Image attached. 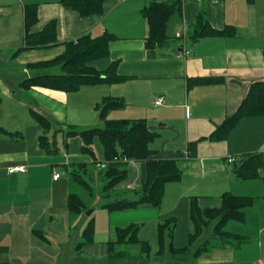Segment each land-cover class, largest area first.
<instances>
[{
    "label": "crops",
    "instance_id": "obj_1",
    "mask_svg": "<svg viewBox=\"0 0 264 264\" xmlns=\"http://www.w3.org/2000/svg\"><path fill=\"white\" fill-rule=\"evenodd\" d=\"M149 1L105 0L102 15L80 17L77 12L63 8L57 0H0L1 17L4 14L10 16L7 7L11 4L19 8L22 30L25 4L39 5L38 23L32 32L41 31L49 21L56 20L58 43L51 47H57V52L61 49L62 53L64 43L83 34L94 37L109 32L117 37L109 46V55L93 65L103 71L117 62L116 73L125 77L124 81L83 86L73 93H61V98L58 96L60 92L26 91L33 100L41 103H37L33 110L50 121H53L51 116L54 117L55 112L57 117L54 120H58V124L72 121L73 124L67 126L77 128L79 122H84V114L88 116L103 98H122L125 107L111 110L107 119L145 120L148 128L159 134L151 144L156 151L154 158L175 160L182 173L180 181L166 184L159 208L139 206L141 211L152 213L151 225L153 223L156 228V240L158 223L174 217L176 224L171 242L175 248L188 245L193 233L189 219L191 197L197 198L201 209L219 208L223 193L251 197L253 203L245 209L244 221H230L224 227L236 237L222 247V241L216 240V248L194 257L196 249L211 237V226L192 247L187 262L264 264V170L260 173L263 178L238 181L232 172V163L227 161L235 158L236 162L246 153L264 156V119L239 120L224 141H200L195 157L189 156L187 149L188 144L209 136L237 110L253 82L264 81V0H182L180 15L168 25L170 42L156 49L151 58L147 56L144 43L148 34L147 22L140 14ZM200 12L212 27L231 26L235 35L206 37L193 43L188 34ZM22 40L23 34L21 41L6 49L17 50L22 47ZM184 44L191 49L192 55L178 59L176 54ZM35 62L40 61L31 63ZM24 74L28 75L27 70ZM209 77L224 78V81L214 85L192 84L195 79ZM20 81L17 80L16 84ZM159 98L162 102L155 105ZM69 103L73 117L78 121L69 117ZM30 114L32 116L31 111ZM33 125L26 128V136L17 127L7 129L0 125V264H65L59 249L63 237L61 217L67 211V205L62 207L61 198L65 193L68 197V178L64 185L61 175L57 180L53 179L60 173L61 161L56 163L54 158H49L53 153L39 149L36 142L39 127L37 123ZM2 130L16 132L20 137L10 138ZM73 160L67 156L64 169L69 163L87 162L75 161L76 157ZM15 166H25L26 172L9 173L8 169ZM125 167L127 179L119 185L125 184V188L117 189L118 186L116 190L139 188L144 181V165L127 162ZM204 235L206 239L203 240ZM96 236L94 233L95 239ZM95 239L83 247L84 257L105 256L106 243L114 241L115 234L113 240ZM82 263L87 262L81 260Z\"/></svg>",
    "mask_w": 264,
    "mask_h": 264
},
{
    "label": "trees",
    "instance_id": "obj_2",
    "mask_svg": "<svg viewBox=\"0 0 264 264\" xmlns=\"http://www.w3.org/2000/svg\"><path fill=\"white\" fill-rule=\"evenodd\" d=\"M66 9L79 14L80 17L102 15L105 0H57ZM182 0H151L141 10L140 14L147 22L148 34L145 38L147 56L153 57L154 51L165 47L170 42L167 33L170 21L180 15ZM38 4H25L23 9V40L22 47L13 53L16 58L23 51L49 48L57 45V21H49L41 31L32 32L38 23ZM235 29L231 26L222 29L212 27L203 12L197 14L192 24L188 38L193 43L201 38L220 36L232 37ZM117 40L114 34L104 32L99 36L83 34L75 40L64 43V51L53 59L28 63L26 75L18 84L20 90H48L60 93H73L83 86L111 84L124 81L126 78L117 75V62L110 64L105 70L99 71L94 63L109 55V46ZM224 81V78H198L192 81L194 85H214ZM125 107L122 98L105 97L95 105L99 118L103 121L101 128L78 130L75 126L54 128L53 123L44 115L31 109L32 116L41 131L37 139L38 147L45 153L58 152L56 136L63 135V141L68 147V139L78 136L81 154L88 156L90 162H73L66 165L68 178L67 216L69 227L78 223L84 212L91 209L97 198V180L103 182L102 198L107 200L100 206L109 212L135 209L141 205L154 208L161 206L165 186L170 182L180 181L182 173L175 160L154 158L156 153L151 144L158 138V133L148 128L143 119H107L111 110ZM259 117L264 119V81L253 82L245 98L237 110L227 116L222 124L207 137L201 138L187 146L189 156H196L197 144L200 141H224L236 123L245 118ZM64 125V124H63ZM54 129L51 137L48 133ZM66 130V131H65ZM10 138L17 139L20 135L2 130ZM98 141L103 150V159L95 156L94 143ZM127 162H140L144 165V181L134 190H116L127 179ZM101 165L104 168H101ZM232 172L238 181H250L260 177L264 170V156L259 153L242 154L232 163ZM97 171V174L95 173ZM221 206L217 209H201L197 198L189 199V219L193 225V233L189 236L188 245L175 248L171 242L176 219L170 217L157 225V256L169 253L175 261L169 264H188L187 256L203 234L211 226V237L208 238L194 253V257L216 248V240H221L220 246L229 244L235 238L226 232L225 225L230 221L243 222L245 209L252 205L253 198L223 193L220 196ZM93 220L83 229L82 238L76 248V255L82 253L86 245L94 242ZM140 224L131 223L125 227L115 228V240L106 243L107 263L118 261L148 259L151 247L147 241L138 238ZM43 237V236H42ZM45 241L46 238L43 237ZM131 247L138 249V254L130 252ZM143 262V260H142ZM104 264V263H99Z\"/></svg>",
    "mask_w": 264,
    "mask_h": 264
},
{
    "label": "rangeland",
    "instance_id": "obj_3",
    "mask_svg": "<svg viewBox=\"0 0 264 264\" xmlns=\"http://www.w3.org/2000/svg\"><path fill=\"white\" fill-rule=\"evenodd\" d=\"M25 1V0H23ZM35 1V0H34ZM9 10L10 16H6L8 14H2L3 17L0 19V125L6 127L7 129H18L26 136V128L34 126L33 124L35 120L30 114L31 109L37 107V105H41V103L33 100L32 95L28 94L26 91L20 90L16 84L17 80L23 79L26 74H24V70H26V64L34 61H45L55 58L56 56L61 54L60 51L57 50V47H50L48 49H37L36 51H23L17 58H13L14 50H8L7 47L13 45L15 42L21 41L23 30L20 20V11L19 8L15 7L11 4V6L7 7ZM7 10V11H8ZM56 48V49H55ZM56 53V54H55ZM55 55L51 58L43 59L41 57H47L49 55ZM42 59V60H41ZM58 95V94H57ZM61 98V93H59ZM70 98V97H69ZM32 101H30V100ZM36 99V97H35ZM73 102V99L70 100ZM38 103V104H37ZM40 109L41 106H39ZM70 114L69 117L71 119H75L72 114V106L69 103ZM36 109V108H35ZM111 112V111H109ZM108 112V113H109ZM84 114V112H82ZM54 117H57L55 112H53ZM53 121L54 128L64 127L65 125L73 124L72 121L66 124H58V120H54V117L51 116ZM109 118V117H107ZM58 119V118H56ZM84 122H79L80 126L77 127L78 130L85 128H101L103 126V121L98 116V111L92 110L88 114V116L84 114ZM76 120V119H75ZM78 121V120H76ZM30 123V124H29ZM88 125V126H84ZM54 129H52L48 135L51 137ZM66 131V130H65ZM29 136H31V132H28ZM41 135L40 129L37 131V137ZM37 142V138H36ZM68 147H66L63 141V135L58 134L56 136V146L58 149L57 154L51 155L49 157L51 159L54 158L55 162L58 163L61 161V169L59 170L61 175V182L64 184L67 183V177L65 174L64 165L67 163V156L72 157L75 161H87L90 162V158L80 153V140L78 136H71L68 139ZM95 156L101 160L102 159V148L98 142L94 144ZM73 160V161H74ZM97 174V171H95ZM66 188V185H65ZM125 188V184L119 186L117 189ZM103 189V182L97 180L96 184V194L97 198L94 202V205L90 215H87L86 211L80 217L78 223L69 227V220L66 212L61 217V260L64 261L65 264H81V260H85L87 263L82 264H99L103 259V262L107 263V252L105 256H100L96 258L84 257V250L80 255H76L75 248L77 244L83 240L82 232L83 229L88 226V223L93 220V228L94 232L97 233L95 241H107L114 239L115 228L116 227H125L131 223L140 224L141 230L138 233V238L144 241H147L150 244L151 251L148 259H140L139 261L135 260H125L118 261L114 264H141L143 260V264H169L175 261V258L169 253H165L163 256H157L158 245L156 240V228L151 225L153 221L152 213L150 211H141V207L138 209H130L127 211H114L109 212L105 209H101L100 206L102 203H105L107 200H104L101 196ZM65 193V192H64ZM62 207L67 205V193L62 195L61 198ZM206 239L204 235L203 240ZM130 252L134 255L138 254V249L135 247H131Z\"/></svg>",
    "mask_w": 264,
    "mask_h": 264
},
{
    "label": "built area",
    "instance_id": "obj_4",
    "mask_svg": "<svg viewBox=\"0 0 264 264\" xmlns=\"http://www.w3.org/2000/svg\"><path fill=\"white\" fill-rule=\"evenodd\" d=\"M181 36V35H180ZM178 36V37H180ZM192 55L191 49H189L185 44L182 46V48L177 52L176 58L178 59H185L189 58ZM162 102V99L159 98L156 100L155 105H159ZM228 163H233L235 161L234 158H228ZM101 168H104L103 165H101ZM9 173H25L26 167L25 166H15L8 169ZM60 177V175L57 173L53 176L54 180H57Z\"/></svg>",
    "mask_w": 264,
    "mask_h": 264
},
{
    "label": "water",
    "instance_id": "obj_5",
    "mask_svg": "<svg viewBox=\"0 0 264 264\" xmlns=\"http://www.w3.org/2000/svg\"><path fill=\"white\" fill-rule=\"evenodd\" d=\"M91 212H92V210H89V211L87 212V215H90V214H91Z\"/></svg>",
    "mask_w": 264,
    "mask_h": 264
}]
</instances>
